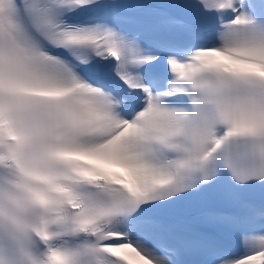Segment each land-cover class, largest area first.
Listing matches in <instances>:
<instances>
[{"label": "snow or ice", "instance_id": "6c2138e0", "mask_svg": "<svg viewBox=\"0 0 264 264\" xmlns=\"http://www.w3.org/2000/svg\"><path fill=\"white\" fill-rule=\"evenodd\" d=\"M0 264H264V0H0Z\"/></svg>", "mask_w": 264, "mask_h": 264}]
</instances>
